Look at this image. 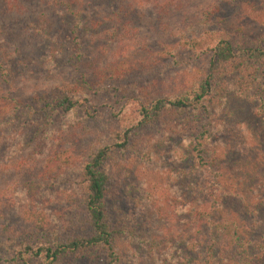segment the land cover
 Segmentation results:
<instances>
[{"label": "rangeland", "instance_id": "rangeland-1", "mask_svg": "<svg viewBox=\"0 0 264 264\" xmlns=\"http://www.w3.org/2000/svg\"><path fill=\"white\" fill-rule=\"evenodd\" d=\"M21 1L22 13L14 14L0 0V264H11V257H19L25 245L37 250L38 244H49L52 234L88 236L85 222L80 224L84 219L80 200L72 194L82 188L81 170L89 148L110 140L119 128L137 125L141 87L155 80L163 89L166 76L208 66L212 52L189 49L187 39L212 47L221 39L250 44L264 34V0H181V6L161 14L154 10L155 0L141 6L121 0ZM117 2L126 14H135L133 24L115 28L114 39L109 34L112 24L85 28L106 19ZM205 13H216L220 20L208 25L203 35V28L196 24ZM122 30L131 38L122 39ZM261 69V86L244 99L230 94L227 113L215 122V127L222 126L223 135H215L206 145L205 156L210 163L217 161L216 168L201 167L192 142L177 137L157 149L151 147L152 160L141 156L132 138L127 151H113L105 169L115 196L108 201L114 223L118 219L131 228L139 226L145 215L165 207L170 218H181L168 207L170 201L179 200L180 205L192 203L208 213L215 206L210 194L221 186L219 191H225L219 204L224 203L242 228L253 230L254 236L264 235ZM234 77L228 76L227 81L232 83ZM59 88L80 93L82 105L73 115L78 122L75 128L68 127L71 117L66 119L62 112L54 116L51 127L44 125L47 113L32 115L27 107L17 105ZM53 129L68 136L52 143ZM224 150L227 153L220 158ZM27 208L51 220L47 232L22 215ZM135 243L123 245L126 255L120 264H160L170 254L165 251L149 262L146 247ZM24 257L17 264H47L44 257ZM101 257L95 262L85 257L78 264H107L102 250ZM63 264L77 263L66 259Z\"/></svg>", "mask_w": 264, "mask_h": 264}, {"label": "trees", "instance_id": "trees-1", "mask_svg": "<svg viewBox=\"0 0 264 264\" xmlns=\"http://www.w3.org/2000/svg\"><path fill=\"white\" fill-rule=\"evenodd\" d=\"M2 1L14 14L22 13L24 6L21 0ZM126 1L138 6L148 3L146 0H121L124 4ZM54 2L57 3L59 0ZM122 3L114 5V10L106 19L92 22L85 28L105 27L106 23L109 28L108 25L112 24L113 29L109 34L114 39L115 28H127L133 24L132 18L136 17L134 13L126 14L127 11L126 13L122 11L120 8ZM154 4V10L161 14L163 10L181 6L182 2L155 0ZM219 20L216 13H205L196 26L203 28L205 35L208 33L205 28ZM187 28L192 30L193 27ZM191 30L187 32L190 35ZM119 35L120 37L124 35L122 39L125 40L131 38L127 30ZM191 40L192 38L186 40L189 49H205L203 51L212 52L208 66L203 70L189 68L182 73L178 72L176 76H166L163 79V86L165 85L163 89L155 84V80L141 87L138 96L140 115L137 125L129 129L119 128L112 132L110 140L103 139L89 148L90 154L81 170L82 188L79 189V193L72 194L80 200L82 207L80 218L84 217L80 224L85 222L89 230L88 236L71 234L63 238L60 233L52 234V241L49 244L38 242L41 244H38L37 250L32 245H25L19 257H11V264H17L20 259H25L24 254L44 257L47 264H63L66 259H73L78 264V261L85 257H90L95 262L102 258L101 250L105 254L107 264H120L126 255L123 245L129 247V243L135 245V242L146 247L148 250L146 260L149 262L154 256L169 251L170 254H166L160 264H214V262L264 264V235L254 236L253 230L244 227L243 229L237 222L238 218L233 217L224 203L219 204L224 197L221 193L225 190L219 191L221 186L216 184H214L215 188L218 186L214 189L216 194L212 192L210 194L212 204L215 206H211L213 210L208 213H201L199 207L196 208L197 205L193 206L192 203L180 205L179 200L178 203L170 201L168 207L181 218L174 216L170 218L167 207L157 208L161 209L160 212L153 211L151 216L145 215L139 226L132 228L118 219L114 223L110 217L108 201L114 195L110 190L112 180L105 166L114 150L127 151L132 138L139 150L141 149V156L152 160L155 154L152 155L151 147L157 149L158 146L171 143L177 137L192 142V152L201 167L207 168L210 164L216 168L217 161L210 163L205 156L206 145L211 144L215 135H223L222 126L215 127V122L223 113H227L229 95L234 93L236 98L244 99L261 86L259 74L264 67V34L250 44L221 39L212 47L210 44L204 47L198 40L192 43ZM152 65L150 69L154 67V64ZM117 74L121 75L119 71ZM232 75L235 77L232 83H229L227 77ZM19 104L23 105V108L27 107L32 115L47 113V122L44 125L51 127L54 116L62 112L66 119L71 117L69 122H72V126L68 127L75 128L73 126L78 122L73 119V115L82 105V101L80 93L77 94L75 91L70 93L64 88H59L56 93L52 91L44 96H35L17 105ZM87 115L91 114L87 111ZM148 128L155 131L150 132ZM53 131L52 143H58L59 137L65 139V136H68L66 131L57 133L55 129ZM226 153L224 150L220 158ZM220 175L221 173H216V177ZM225 181L223 180L224 183ZM37 212V209L27 208L22 215L26 216L32 226L47 232L51 220L44 217L42 212H39L40 214ZM24 264H28L27 261Z\"/></svg>", "mask_w": 264, "mask_h": 264}]
</instances>
